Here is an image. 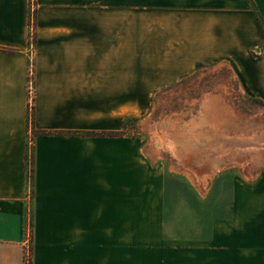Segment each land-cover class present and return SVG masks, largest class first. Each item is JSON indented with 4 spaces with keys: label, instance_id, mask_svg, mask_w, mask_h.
Listing matches in <instances>:
<instances>
[{
    "label": "crops",
    "instance_id": "1",
    "mask_svg": "<svg viewBox=\"0 0 264 264\" xmlns=\"http://www.w3.org/2000/svg\"><path fill=\"white\" fill-rule=\"evenodd\" d=\"M29 14L0 0V264H25L31 207L32 264H86V221L147 220L151 189L163 205L147 144L126 135L154 94L224 62L264 100V0H37L32 109ZM175 154L200 172L192 149ZM230 191L208 239L141 248L157 264H264V175Z\"/></svg>",
    "mask_w": 264,
    "mask_h": 264
},
{
    "label": "rangeland",
    "instance_id": "2",
    "mask_svg": "<svg viewBox=\"0 0 264 264\" xmlns=\"http://www.w3.org/2000/svg\"><path fill=\"white\" fill-rule=\"evenodd\" d=\"M257 51L255 57L261 58L263 50L261 56ZM234 75L229 63L205 67L183 84L154 94L149 112L129 122L126 135L142 138L153 157L151 185L165 186L163 205L157 206L156 189H151L150 220L86 221V264H157L158 254L141 247L208 239L213 221L230 213L233 177L264 175V100L247 95ZM175 147L186 154L192 149L194 155L186 158L203 163L200 172L188 170ZM221 158L218 168L205 170L204 163ZM159 217L160 234L155 230ZM26 227V258L32 264L33 207ZM133 247L139 248L130 252Z\"/></svg>",
    "mask_w": 264,
    "mask_h": 264
},
{
    "label": "built area",
    "instance_id": "3",
    "mask_svg": "<svg viewBox=\"0 0 264 264\" xmlns=\"http://www.w3.org/2000/svg\"><path fill=\"white\" fill-rule=\"evenodd\" d=\"M30 5V14H29V36H28V56L30 58V67H29V78H28V89L30 97V107L32 109L34 96H35V67L33 60L36 52V26H35V8L37 5V0H29ZM257 54L262 55V51L257 48ZM27 257V254H26ZM29 259H25V264H29Z\"/></svg>",
    "mask_w": 264,
    "mask_h": 264
},
{
    "label": "trees",
    "instance_id": "4",
    "mask_svg": "<svg viewBox=\"0 0 264 264\" xmlns=\"http://www.w3.org/2000/svg\"><path fill=\"white\" fill-rule=\"evenodd\" d=\"M257 16L259 17V19H261L260 15L257 13ZM13 52V51H12ZM87 136L91 135V134H86Z\"/></svg>",
    "mask_w": 264,
    "mask_h": 264
},
{
    "label": "bare ground",
    "instance_id": "5",
    "mask_svg": "<svg viewBox=\"0 0 264 264\" xmlns=\"http://www.w3.org/2000/svg\"><path fill=\"white\" fill-rule=\"evenodd\" d=\"M190 162V161H189Z\"/></svg>",
    "mask_w": 264,
    "mask_h": 264
}]
</instances>
